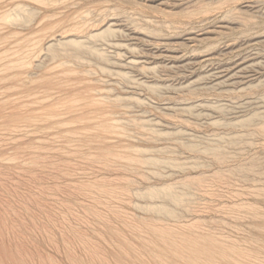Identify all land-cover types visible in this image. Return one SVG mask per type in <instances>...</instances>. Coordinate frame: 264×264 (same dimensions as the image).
<instances>
[{
    "label": "rangeland",
    "instance_id": "rangeland-1",
    "mask_svg": "<svg viewBox=\"0 0 264 264\" xmlns=\"http://www.w3.org/2000/svg\"><path fill=\"white\" fill-rule=\"evenodd\" d=\"M0 264H264V0H0Z\"/></svg>",
    "mask_w": 264,
    "mask_h": 264
},
{
    "label": "bare ground",
    "instance_id": "bare-ground-1",
    "mask_svg": "<svg viewBox=\"0 0 264 264\" xmlns=\"http://www.w3.org/2000/svg\"><path fill=\"white\" fill-rule=\"evenodd\" d=\"M127 64H129V65H131V64H133V65H135L136 63L135 62H133V61H129ZM137 65V64H136ZM132 66V65H131ZM248 67V66H247ZM228 69V68H227ZM240 69V68H239ZM219 72V71H218ZM218 75H220V74H218ZM215 76V75H214ZM229 76V75H228ZM216 77V76H215ZM225 79V78H224ZM219 85V84H218Z\"/></svg>",
    "mask_w": 264,
    "mask_h": 264
}]
</instances>
